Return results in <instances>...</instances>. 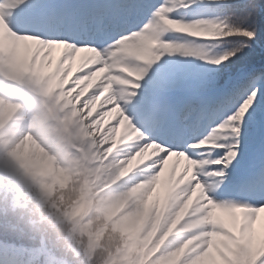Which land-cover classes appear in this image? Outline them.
Masks as SVG:
<instances>
[{
  "label": "snow or ice",
  "instance_id": "6c2138e0",
  "mask_svg": "<svg viewBox=\"0 0 264 264\" xmlns=\"http://www.w3.org/2000/svg\"><path fill=\"white\" fill-rule=\"evenodd\" d=\"M178 6L188 5L185 0L160 3L143 29L116 36L120 24L142 18L156 5L142 0H95L55 5L45 4L42 0H0V77L43 89V83L35 76L30 72L19 74L20 70L46 61L60 46L57 64L66 73L64 91L72 89L73 102L78 100L77 108L84 109L77 119L95 111L97 102L104 97V103L109 107L97 113L98 118L90 119V116L85 123L92 125L94 121H102L116 113L118 119L109 129L120 132L118 126H122L124 134L129 128L138 132L135 139L123 146L125 155L140 149L157 150L150 161L152 167L144 166L143 174L137 173L129 188L142 181L157 186L172 162L170 186L181 197L175 211L183 216V222L181 220L178 230L167 237L153 259L167 257L168 264H264V221L261 220L264 213V121L258 125L255 123L260 97L248 98L238 108V114L231 117L236 123L230 143H220L222 133H214L209 139L187 144L180 132L188 127V121H170L162 117L152 93L145 94L140 111L149 126L169 136L167 142L145 135L122 107V101L136 96L148 68L163 55L177 52L192 54L190 48L165 37V33H184L202 38L209 30L222 29L228 36H243L250 40L264 37V4L230 0L217 5L221 11L231 12L245 27H232L216 20L189 22L177 19L172 13ZM108 37L113 38L114 46H96L97 43H106ZM246 47L250 48L251 44ZM78 56L81 57L82 71L71 79L72 86L66 89L65 85L72 76L70 65ZM230 56H236V53L220 56L211 62L221 65L229 61ZM101 73H107L106 79L85 96ZM105 93L109 94L105 96ZM0 103L14 111L21 107L3 96H0ZM60 107L55 104L49 110L56 112ZM69 111L70 106L66 112ZM73 123L76 121L69 123L65 120L66 132H71ZM209 145V158H197L195 149ZM106 147H110V143ZM216 149H221L222 154L218 152L215 158H211ZM3 153L8 159L0 163V238L7 234L14 244H20L27 238L23 225L38 229L36 220H25L21 212L31 206L34 190L42 202H46V194L41 182L21 167L10 149ZM184 157L201 161L195 171V180H190ZM246 158L255 162L245 169ZM193 197L195 202L191 214L184 219L185 210L188 213L190 205H193ZM217 210L231 214L234 226L222 221ZM258 221L261 222L259 244ZM68 247L78 252L74 244H68Z\"/></svg>",
  "mask_w": 264,
  "mask_h": 264
},
{
  "label": "rangeland",
  "instance_id": "374dc122",
  "mask_svg": "<svg viewBox=\"0 0 264 264\" xmlns=\"http://www.w3.org/2000/svg\"><path fill=\"white\" fill-rule=\"evenodd\" d=\"M168 1V0H166ZM60 58V46H57L56 49L53 50L52 54L49 56V58L42 62L41 64L37 65L38 70L35 72V77L38 81L42 82L44 85L43 90L51 95V107H53L55 104H59L61 107L57 109L56 112H51L49 109H47L46 115L41 116V121L39 118V122L41 123L38 129L35 130V132L38 133V130L42 129L41 125H44L48 121H51L53 119L62 120V117L60 116L61 112H66L69 106L72 104H77L78 100L74 103L71 101V93L64 91V82L67 79L66 73L64 71H61V66L57 64L58 59ZM80 63H81V57L78 56L76 60H74L70 65V71L72 73V76L70 77L68 83L65 85V88H70L71 85V79L75 77V75L79 74L82 69H80ZM61 87L60 90H57V92L53 93L52 90ZM97 87L93 84V88H89L88 92L85 93V96H87L94 88ZM55 94V97H54ZM68 101H71V104H68L66 107V103ZM123 107V106H122ZM101 112V110L99 111ZM135 113L137 116H141V112L139 111V108H135ZM92 116V117H90ZM80 117L79 115L75 116L73 119L76 121V124L80 125L82 129H86L87 134L79 135L78 137H74L71 132H67L69 135V139L66 138L65 133L63 136L67 139V143L64 142L63 138L60 139V141L57 144V152L60 153V158L56 159V157L49 152L48 149L42 147L37 141L32 138L30 139L28 137V134H18L15 135V133L9 134L8 139L6 140L5 145L3 146L1 156L3 157L4 161H7V156L4 152L6 149H10L12 155L20 161V159L17 156V152H19L21 149L30 147L32 151V155H34L35 160L39 159L40 157H44L43 164L39 167L34 166V168L40 169L43 167L44 169L48 170L49 173L53 174L56 171H62L65 176H67L69 173L73 172L75 167L72 160V153L73 149L82 152L83 154H86L89 158L88 160V167L92 174L95 176L96 179H99L101 176V173L99 171L98 162H97V156L99 154V147H101L102 151L104 153L109 154L106 149L105 145L106 142H108L107 145H109V142L116 140L118 141L119 138L124 134V129L121 128V131L109 129L113 125L114 120L118 119L117 116L111 115L110 117H105L102 121H94L92 125H88L85 123L86 120L84 118L77 119ZM87 117H90V119L98 118L95 111L88 112ZM81 121H83V124H81ZM109 129V130H108ZM105 130V136H101L102 131ZM109 132H108V131ZM27 133V132H26ZM32 133V132H31ZM97 137L100 139L98 140ZM101 141V142H100ZM25 151V150H24ZM26 153V151H25ZM114 155V152L112 154H109V156L112 158ZM100 156V154H99ZM197 158H209V154L206 155H198ZM211 158H213V153H211ZM21 164V163H20ZM171 170V163L168 166V169H166L165 174L167 175L170 173ZM210 170V169H209ZM137 173H134L132 176H129L126 178L125 181H120L118 185L115 184V187H121L123 189L122 191V199L119 201H115L111 203V206L108 210L105 209L104 200L105 197L103 195L99 196V203L100 207L97 209L99 213H110L111 211L113 213H116L118 211L119 213V219L117 220V226L121 228L125 233L132 234L134 233L135 229L138 227L139 223L145 218L147 209L152 208V214L150 217L149 222V233L146 235V237L142 240L143 244H145L149 239H151V232L155 233L154 229L158 228L157 225L160 227L168 230L170 229L171 235L173 232L178 230V225L181 222H183V216H179V214L175 211L180 198L177 199L178 195L175 194L174 190L171 189V186L169 183H164L160 185L154 194H151L152 191L150 188L140 190L139 188H136L135 191H132L129 189L130 186H132V183L134 182L133 176H136ZM166 177V176H165ZM205 183L207 184L208 181L205 179ZM43 192L46 194V191L49 189L47 187V182L44 181L43 185L41 184ZM47 187V189H46ZM39 195V193H38ZM39 198V197H38ZM49 198V195H46V202ZM129 198H139L136 205L135 199L133 202H129ZM127 200V202H126ZM148 200H152L153 204L149 205L147 202ZM40 204H45L46 202H42L41 199H38ZM124 202L128 207L125 209L126 211L120 212L122 209V206L124 205ZM195 197H193V205H190L189 212L185 210L184 214L186 215L184 219H187V214H191V207L194 206ZM135 206L132 210L131 207ZM146 207V210H145ZM109 216V215H108ZM217 216L219 217L218 213ZM264 221L263 219H261ZM257 244H259V233L261 231V222L258 221L257 225ZM91 229V224L87 225V230ZM158 264H168V258L167 257H160V259H157Z\"/></svg>",
  "mask_w": 264,
  "mask_h": 264
},
{
  "label": "clouds",
  "instance_id": "9594fccd",
  "mask_svg": "<svg viewBox=\"0 0 264 264\" xmlns=\"http://www.w3.org/2000/svg\"><path fill=\"white\" fill-rule=\"evenodd\" d=\"M165 22L167 23V21ZM167 34L165 33L164 36L166 37ZM72 92L73 90L69 89V93ZM71 101H73L72 96ZM71 101L66 103V107L68 104H71ZM83 112L84 109L77 108L76 104H72L69 112L60 113V116L64 119L48 121L43 125L42 129L38 130V133L34 131L29 133L28 137L30 139L34 138L42 147L48 149L49 152L59 159L61 154L57 152V144L63 137V134L67 133L65 131V120L71 123L74 121L73 118L75 116H80ZM83 118L84 120L89 119L87 116ZM81 124H83V121H81ZM71 134L74 137H78L79 135L87 134V132L80 125L73 123ZM137 135L138 132L129 128L118 141H111L110 147H106L105 145V149L109 154L114 152L112 156L114 162L112 174H114V184L116 185L120 181H125L126 178L132 176L134 173L143 174L144 166L152 167L150 161L154 159V153L157 151L155 148L151 151L140 149L129 155H125L123 152V146L130 143ZM203 144L204 142H202L201 146ZM43 160L44 157H40L31 161V163L39 167L43 164ZM184 160L186 171L191 174L190 180H195V171L201 164V161L187 157H184ZM21 167L26 171L28 170L27 163L22 162ZM133 179H136V176H133ZM146 184H150V182L142 181L129 189L135 191L136 188L143 187ZM197 187H200V185H197ZM122 191L123 189L117 186L112 187L107 192H103L105 197L104 204L121 200ZM87 196L88 193L84 192L82 187L77 183L70 190L57 193L47 206L41 205L39 201L32 200L31 206L24 209L21 212V216L28 221L35 219L38 229L46 230L53 228L60 232L69 245L74 244V247L78 249L76 253L81 258L82 264H112L109 258L114 256L116 250L120 247L119 238L115 235H110L101 248L92 250L87 236L82 234L87 231V225L99 222L98 215L92 210L93 201L92 199H87ZM95 207L96 209L100 207L99 201H97Z\"/></svg>",
  "mask_w": 264,
  "mask_h": 264
},
{
  "label": "trees",
  "instance_id": "16d2710c",
  "mask_svg": "<svg viewBox=\"0 0 264 264\" xmlns=\"http://www.w3.org/2000/svg\"><path fill=\"white\" fill-rule=\"evenodd\" d=\"M253 2L264 4V0H262L261 2H259V1H253ZM251 43L255 47V48H252L251 55H255L256 52H259L260 54L262 53L264 55V37H261L259 39L252 40ZM108 237H109V235L103 237L101 239V241H99L97 243V247L98 248H101L103 246V244L106 242V240L108 239ZM119 252H120V247L116 250V253H115L114 256H117ZM114 256H111V257H114Z\"/></svg>",
  "mask_w": 264,
  "mask_h": 264
},
{
  "label": "bare ground",
  "instance_id": "6f19581e",
  "mask_svg": "<svg viewBox=\"0 0 264 264\" xmlns=\"http://www.w3.org/2000/svg\"><path fill=\"white\" fill-rule=\"evenodd\" d=\"M108 107H109V106H105L104 108L106 109V108H108ZM130 117H131V120H133V122L138 126L139 123H137L136 120H135L134 118H132L133 115H131ZM139 125H140V124H139ZM120 128H123V127L120 126ZM123 129H124V128H123ZM108 132H109V131H108ZM101 134H102V136H105V137H106L105 130L102 131ZM149 136L152 137V135H149ZM37 143H38V142H37ZM106 144H108V142H106ZM154 185H155V184H146V185H144L143 187H138V188H139L140 190H144V189L151 188V187H153ZM138 200H139V198H136V199H135V203H134V205L137 204ZM134 207H135V206H132L131 209L133 210Z\"/></svg>",
  "mask_w": 264,
  "mask_h": 264
}]
</instances>
